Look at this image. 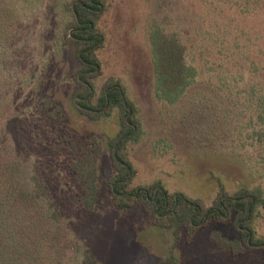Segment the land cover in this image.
<instances>
[{"label": "rangeland", "instance_id": "1", "mask_svg": "<svg viewBox=\"0 0 264 264\" xmlns=\"http://www.w3.org/2000/svg\"><path fill=\"white\" fill-rule=\"evenodd\" d=\"M5 1L7 6L0 4V27L3 14L12 16L16 27L9 28V39L0 37V148H6L0 151V162L8 157L19 161L32 171L36 182L39 179L51 187L49 196L61 204L63 219L80 221L74 234L79 238L90 223L73 204L75 190L68 172L74 162L71 149L60 141L63 135H58L57 127L47 126L46 114H40L46 104L55 107L62 134L88 138L100 151L98 220L91 223L98 227L87 241L77 238L81 254L76 264H85L84 255H89L88 264H102L103 256V264H161L174 251L172 233L150 226L141 208L117 211L103 182L115 174L107 142L120 130L118 110L93 123L75 105L79 63L75 46L68 42L75 0ZM106 4L107 12L98 23L105 44L97 53L101 76L94 81L95 98L103 84L119 81L136 108L140 138L127 143L124 151L136 174L130 188L160 187L206 208L212 206L220 188L229 195L242 186L264 191V153L250 148L248 122L255 116L245 97L252 83L248 64L241 60L238 66L237 60V67L231 69L224 61L231 45L245 44L236 41V24L222 38L227 19L221 14L219 28H207V19L215 15L191 0H106ZM256 21L248 17L240 23L249 32L247 38L253 39L252 32L258 30ZM154 27L180 39L186 47L187 66L198 74L173 104L157 92L148 42ZM207 32L214 33L218 43L214 45ZM256 43L264 47V41ZM253 228L258 238L264 237V207L257 209ZM210 234L226 240L235 237L231 222L202 229L192 242L194 249L177 244L174 254L180 264H217L207 255Z\"/></svg>", "mask_w": 264, "mask_h": 264}, {"label": "trees", "instance_id": "2", "mask_svg": "<svg viewBox=\"0 0 264 264\" xmlns=\"http://www.w3.org/2000/svg\"><path fill=\"white\" fill-rule=\"evenodd\" d=\"M191 1L197 2L199 6L207 8L215 15V18L207 19V28L214 26L217 30L221 14L227 19L222 38L231 30V26L238 24L234 26L236 41L239 39V42L244 41L245 44L231 45V48L227 49L231 54L228 55L225 51L224 61L232 66L231 69L237 67L234 64L237 60L238 66H241V60L248 64L252 83L247 92L245 91V97L255 116L254 121L250 118L248 122L252 140L250 148L257 149L262 154L264 47L260 48L256 42L264 41V34H259L260 26L264 28V0ZM0 4L7 6L8 3L0 0ZM107 8L106 0H75L71 9L73 19L68 42L75 46L79 63L76 73L79 90L74 93L78 113L90 122L97 123L110 117L114 110L119 112L120 130L116 138L107 142L115 174L110 180L103 181L110 190L114 208L117 211L141 208L150 226L172 233L174 251L177 244L182 245L181 247L191 246L192 250L195 247L192 242L197 238L199 231L211 225H226L231 222L234 239L226 240L220 234H210L209 236L213 237L209 238L212 241L210 245L209 242L206 244L207 252L209 251L207 255L217 261V264H264V237L258 238L253 228L257 209L264 207V191L261 188L250 190L247 186H242L232 195L220 188L212 206L208 208L184 195H171L160 187L130 188L136 174L124 151L127 143H137L140 138L136 108L126 98L119 81L109 80L103 84L99 96L95 98L94 81L101 76L97 53L105 44L98 23ZM228 12H232L230 18ZM248 17L259 19L255 24L258 30L251 34L254 40L247 38L249 32L239 27ZM2 18L4 21L0 27V37L9 39V28L16 27L14 19L12 16L8 18L6 14H3ZM207 34L214 38L210 39L214 45L218 43V37L214 33ZM148 42L151 47V63L157 92L162 93L161 99L169 104L178 102L198 76L196 69L186 64V47L176 35L165 34L157 27L152 28L148 34ZM222 44L224 43L221 41ZM163 94L167 97H163ZM55 109L46 104L40 114H46L45 120L49 121L47 126L52 129L57 127L58 135H63L60 141L71 149L74 162L70 164L68 172L70 184L74 188L73 191L75 190L72 191L73 204L75 202L83 213V218L87 217V222L90 223L82 232V235L86 236L85 239L80 235L85 242L96 234L94 230L98 227L92 225L98 220L95 210L99 197V145L85 137L70 138L62 134L59 114ZM0 151L6 152V148H0ZM26 168L25 164L9 157L0 162V264H76L81 252L77 246L80 237L74 234H77L80 221L73 223V220H64L59 211L61 204L55 201V196H49L51 187L43 184L42 180L38 179L36 182L32 171ZM41 174L39 173L40 176ZM66 204L70 205L67 202ZM102 242L98 243L100 247ZM174 251L170 252V256L161 264H180ZM103 258L104 256L99 259L102 264ZM83 259L85 264L89 263V255H84Z\"/></svg>", "mask_w": 264, "mask_h": 264}]
</instances>
